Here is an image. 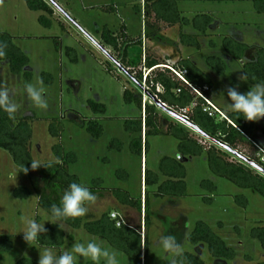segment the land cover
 Instances as JSON below:
<instances>
[{
    "label": "rangeland",
    "instance_id": "1",
    "mask_svg": "<svg viewBox=\"0 0 264 264\" xmlns=\"http://www.w3.org/2000/svg\"><path fill=\"white\" fill-rule=\"evenodd\" d=\"M53 1L58 7L46 2L57 14L51 17L47 13L30 11L24 0H0V34L10 35L14 44L28 57V72L31 74L30 81L22 75L14 76L7 64L0 62V86L15 91L13 99L18 106L17 118L33 116L30 143L33 159L39 160L42 165L56 162L52 148L60 145L65 154L74 153L77 156V163L66 165L69 174L77 176L80 183L88 188L94 187L95 180L103 182L101 188L96 189L97 199L87 205L85 221L97 220L104 213L117 212L126 225L140 232L143 243L145 239L147 241V256L143 255L142 261L132 260L84 229L73 230L66 226L64 233L73 236V241L66 239L61 249L51 248L55 254L70 249L74 243L95 240L103 241L105 247L116 252L119 264H172L174 257L157 246L160 236L172 234L183 243V253L199 256L204 264H264V250L251 236L254 228L264 227V198L216 177L209 168L206 153L199 157H180L178 141L172 137H150L147 154L143 152V156L139 157L131 153L133 137L125 132L124 123L139 119L141 112L135 104L125 103L124 92L129 90L142 98L143 105H152L147 94L151 90L145 84V77L154 71H163V65L149 71L142 63L131 69L133 74L130 77L110 59L117 60L118 52L104 45L100 36L105 26L115 34L124 26L132 42H142V60L146 55L159 59L165 65L181 59L191 61L212 82L208 96L210 101L228 115L235 112L226 108L224 101L227 98L222 93L237 85L239 91L246 92L252 84L247 78L239 79L244 73L245 61L231 58L224 50L223 42L225 39L238 40L249 47L264 49V13L256 12L253 0H177L182 17L193 20L197 15H209L214 24L206 36H199L192 26L170 28L162 25L161 33L155 37L159 41L152 37L146 39L148 20L143 0ZM111 6L115 10L107 12L105 9ZM40 16L50 20L51 27L40 24ZM182 35L196 36L199 49L183 46L180 43ZM140 50V46H133L129 52L133 55ZM209 58L219 59L224 64V72L220 74L209 67ZM36 68L38 72L34 70ZM43 74L52 77V84L45 83ZM136 74L142 75V89L134 81L137 80ZM27 83L45 89L49 105L47 110L30 105L23 91ZM90 102L104 105L106 113L95 114L89 106ZM157 112L163 131L169 124L179 125L185 127L206 149H221L165 111L158 109ZM89 122L102 127L99 139L87 132L85 127ZM50 125L58 130L57 138L50 135ZM254 127L251 142L257 145L239 146L237 152L261 162L264 160V119L254 122ZM113 140L123 143L121 152L109 149ZM221 151L226 153L229 161L243 163L237 156L224 149ZM164 157L178 159L185 167L187 194L184 198L156 199L153 196L156 187H145V170L160 175L159 164ZM118 171L128 175L127 181L122 175L117 176ZM253 171L264 177L259 171ZM27 173L21 172L10 155L0 149V236L10 237L12 243L10 252H0V264H15L24 258L39 260V250L43 247L36 243L30 246L24 241L23 233H20L22 218H32L38 223H45V226L51 224L47 222L48 214L38 207V199ZM206 181L212 183L216 190L211 192L203 188L201 185ZM17 188L29 189L30 197L15 199L13 192ZM113 190L126 192L135 200L142 199V212L118 204L111 195ZM146 190L150 210L145 228L143 203ZM237 197L247 200L245 208L236 203ZM205 199L210 201L207 203ZM197 222L207 224L234 251L235 258L221 262L210 256L205 245H190L186 238ZM75 264L93 262L76 257Z\"/></svg>",
    "mask_w": 264,
    "mask_h": 264
},
{
    "label": "trees",
    "instance_id": "2",
    "mask_svg": "<svg viewBox=\"0 0 264 264\" xmlns=\"http://www.w3.org/2000/svg\"><path fill=\"white\" fill-rule=\"evenodd\" d=\"M24 1L30 11L43 12L51 17L54 16L53 9L46 1ZM253 4L258 14L264 13V0H253ZM144 5V14L146 20H148L146 23V29H148L146 30V39L152 37L154 38L153 40L160 41V39L155 37L161 33L162 25L170 28L177 25L192 26L199 36H206L208 30L214 24V19L209 15H197L193 20L182 17L178 9L177 0H144ZM105 10L107 12L114 11L115 7L111 6ZM38 21L46 28L51 27V21L44 16H40ZM125 31L126 29L123 26L115 34L105 26L100 36L104 45L118 52L117 61L124 68L129 69L128 73L131 76L133 74L131 69L134 70L142 63L147 70L152 71L161 65H165L159 59L146 55L144 60H142V42H132ZM180 43L185 47L199 49L196 36L182 35ZM0 45H3L5 53L3 57H0V62L7 64L12 75H22L26 80L30 81L31 74L28 72L29 59L14 44V39L8 34H0ZM133 46H140V52L131 55L129 51ZM223 48L231 58L237 61H245L243 66L244 73L250 84L253 85L259 81H264L263 48L249 47L238 40L231 39L224 40ZM68 51L72 50L68 49ZM207 64L220 74L224 72V64L217 58L207 59ZM176 67L188 71L187 81L195 88L203 89V87L207 86L209 90L212 89L210 79L197 69L191 61L181 59L176 62ZM135 78L138 83L142 84L143 78L141 74H136ZM43 79L48 85L53 82L52 77L48 74H43ZM145 84L149 85L148 88L151 90L147 93L150 98L155 97L173 112L182 114L183 111H187L185 115L187 119L214 141L226 144L235 152H237L239 146L256 144L251 142L255 128L254 122L244 120L243 116L236 112L228 115L223 113L228 120H219L218 116L208 117L203 112L204 102L180 82L174 80L168 70L152 72L151 75L147 76ZM178 90H180L179 94L177 93ZM209 95L208 92L207 97ZM123 98L126 104H135L141 112L139 119L127 120L124 123L125 132L133 137L130 144L132 154L139 157L143 156V152L147 154L149 148L148 139L150 137H172L178 141L180 157H199L206 153L209 168L216 177L223 178L240 189L251 190L264 198V177L254 173L252 167L239 161H229L226 153L216 147L206 149L185 127L169 124L163 131L162 120L157 112L159 108L154 103L152 105H143L142 98L129 90H125ZM89 106L95 114L106 113L104 105L90 102ZM32 120L33 116L10 120L7 114L0 110V149L10 155L12 161L21 172L24 167L28 169L29 181L37 196L38 207L48 214L52 204L59 205L62 194L70 183H80L77 176L69 174L66 170V165L69 163H77V156L74 153L65 154L63 148L60 145H56L52 148L56 162L49 163L51 164L50 167L48 166L49 164H44L45 167H40L36 170L31 169V161L33 160L30 151ZM85 128L96 139L102 136V127L96 123L89 122ZM49 132L53 138L59 136L58 130L54 125H50ZM109 149H117V151L121 152L123 143L119 140H113L109 145ZM253 162L264 170V163L260 161ZM159 172L160 175L146 169L144 173L145 187H156V193L153 194L156 199H179L186 196V171L178 159L162 158L159 164ZM120 175L124 177V181H127L128 175L125 172L118 171L117 176ZM161 177L164 178L163 181H161ZM102 185L103 182L101 180H95L93 182L94 187L89 188V190L95 195L96 189L101 188ZM201 186L211 192L216 190V187L208 181L203 182ZM30 195V190L26 188H17L13 192V197L20 200L28 199ZM111 195L121 206L136 209L139 213L142 212V199H132L128 193L120 190H113ZM209 201V199H205V202L208 203ZM235 201L241 207L245 208L247 206V200L244 197H237ZM149 210V196L146 190L143 203L145 228L148 226ZM66 226L73 230L84 229L88 234L101 238L109 246L123 253L129 259L142 261L143 255L147 256V241L145 239L143 243L140 232L128 225L117 227L116 221L110 218V213H104L97 220L89 222L85 221V215L69 219L66 221ZM45 229L46 231L41 233L39 241L36 243L40 247L61 249L66 239L70 242L73 241V236H67L56 225L49 224L45 226ZM251 236L260 243L264 250V227L254 228ZM186 240L195 247L205 245L210 256L218 261H231L235 258L234 251L227 247L204 222H197L194 230L187 236ZM11 250L10 237L0 236V252H10ZM176 259L178 264H180L181 258ZM15 264H38V262L24 258L18 260ZM182 264H204V262L199 256L184 252Z\"/></svg>",
    "mask_w": 264,
    "mask_h": 264
},
{
    "label": "clouds",
    "instance_id": "3",
    "mask_svg": "<svg viewBox=\"0 0 264 264\" xmlns=\"http://www.w3.org/2000/svg\"><path fill=\"white\" fill-rule=\"evenodd\" d=\"M5 55L3 45H0V57ZM38 72V68L34 69ZM245 73H241L239 79L244 80ZM238 85L229 87L226 92L224 104L227 109L239 113L243 119L249 122H257L264 119V81H259L249 87L248 91L241 92ZM27 100L36 109L47 110L49 105L45 96V89L41 86L27 83L23 87ZM15 91L0 86V110L7 114L10 120L15 118L18 110L13 97ZM49 167L51 164L48 165ZM45 167L39 160L31 161V169L36 170ZM23 168L22 172L27 173ZM97 197L82 183L72 182L63 192L59 205L52 204L48 210L47 222L56 225L60 230L67 231L66 221L83 217L88 212V204L94 202ZM45 223H38L32 218H22V231L24 241L32 246L39 241L41 233H44ZM157 246L174 257L172 264H178L176 258L182 264L183 243L175 235L166 234L159 237ZM76 257L88 259L93 264H119L117 253L104 246L103 241L90 240L86 243H74L72 247L57 255L51 248L39 250L38 264H75Z\"/></svg>",
    "mask_w": 264,
    "mask_h": 264
},
{
    "label": "built area",
    "instance_id": "4",
    "mask_svg": "<svg viewBox=\"0 0 264 264\" xmlns=\"http://www.w3.org/2000/svg\"><path fill=\"white\" fill-rule=\"evenodd\" d=\"M161 67L164 70H168L171 74V77L174 80H176L177 82H180L184 87L188 88L192 94H194L197 98H199L200 100L204 102L203 112L207 114L208 117L213 118V117L218 116L219 120H228L226 116L207 97V93L210 91L207 86L203 87V89H197L187 81L186 77L188 75V71L186 69L177 68L176 63H171V65L169 64L163 65ZM149 71H152V70H149ZM146 78L147 76L145 77V79ZM177 93L179 94L180 90H178ZM186 113L187 111H183L181 117H184L187 119V117L185 116ZM261 163H264V160H262ZM110 218L116 221L117 227H121L122 225L127 226L124 221V218L118 213H111Z\"/></svg>",
    "mask_w": 264,
    "mask_h": 264
},
{
    "label": "water",
    "instance_id": "5",
    "mask_svg": "<svg viewBox=\"0 0 264 264\" xmlns=\"http://www.w3.org/2000/svg\"><path fill=\"white\" fill-rule=\"evenodd\" d=\"M46 2L51 3L53 6L58 7L56 5V3L53 0H45ZM68 18V17H67ZM69 19V18H68ZM106 52V51H105ZM107 53V52H106ZM110 57V56H109ZM110 59H112L118 66L119 69L121 71H126V73H128V70L124 69V67L117 61L114 60V58L110 57ZM130 75V74H129ZM130 77H132L130 75ZM135 83L142 89L143 86L142 84L138 83L136 80H134ZM150 98V97H149ZM152 100V102L161 110L165 111L167 114L175 117L176 119H178L181 123H183V125H185L187 128H189L190 130L194 131L195 133L199 134L200 136H202L203 138L215 143L216 146H218L221 149H224L226 152L232 153L233 155L237 156L241 161H243V163L248 164L249 166H251L253 169L259 171L260 173H262L264 175V170L259 167L255 162L251 161L250 159L240 155L238 152H235L233 150H231L226 144L221 143V142H217L214 141L213 139H211L209 136H207L206 134H204L197 126H195L194 124H192L188 119L184 118V117H180L177 114H175L173 111H171L170 109H168L166 106H164L163 104H161L155 97L150 98Z\"/></svg>",
    "mask_w": 264,
    "mask_h": 264
},
{
    "label": "crops",
    "instance_id": "6",
    "mask_svg": "<svg viewBox=\"0 0 264 264\" xmlns=\"http://www.w3.org/2000/svg\"><path fill=\"white\" fill-rule=\"evenodd\" d=\"M143 1H144V0H143ZM56 15H57V14H54V16H56ZM125 32H126V34H127V31H125ZM127 35H128V34H127ZM109 48H110V47H109ZM156 48H157V50L160 49V47H158V46H157ZM155 52H158V51H155ZM176 60H177V59H176ZM176 60H175V61H176ZM128 70H129V69H128ZM15 118H16V119H20V118H17L16 116H15ZM31 129H32V128H31ZM30 151H31V149H30ZM31 155H32V154H31ZM27 174H28V173H27ZM116 213H117V212H116ZM118 214H119V213H118Z\"/></svg>",
    "mask_w": 264,
    "mask_h": 264
}]
</instances>
